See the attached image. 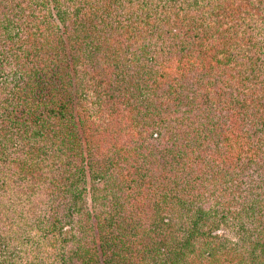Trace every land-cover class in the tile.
Instances as JSON below:
<instances>
[{
    "label": "trees",
    "instance_id": "16d2710c",
    "mask_svg": "<svg viewBox=\"0 0 264 264\" xmlns=\"http://www.w3.org/2000/svg\"><path fill=\"white\" fill-rule=\"evenodd\" d=\"M21 263L264 264V0H0Z\"/></svg>",
    "mask_w": 264,
    "mask_h": 264
},
{
    "label": "rangeland",
    "instance_id": "374dc122",
    "mask_svg": "<svg viewBox=\"0 0 264 264\" xmlns=\"http://www.w3.org/2000/svg\"><path fill=\"white\" fill-rule=\"evenodd\" d=\"M218 234L220 235H226V228L224 227H220L218 230H217ZM23 263V262H22ZM21 263V264H22Z\"/></svg>",
    "mask_w": 264,
    "mask_h": 264
}]
</instances>
